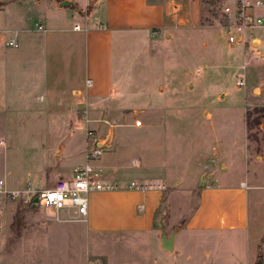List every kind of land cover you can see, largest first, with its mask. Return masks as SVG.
<instances>
[{
	"label": "rangeland",
	"instance_id": "obj_1",
	"mask_svg": "<svg viewBox=\"0 0 264 264\" xmlns=\"http://www.w3.org/2000/svg\"><path fill=\"white\" fill-rule=\"evenodd\" d=\"M227 1L170 0V6H165L170 28H164L163 32L171 30L173 37L167 39L164 34L161 37L152 33V42L148 35L144 39L124 33L123 38L117 39L109 51V63H115L114 88L123 95L115 102L129 107L120 117L85 122L81 115L71 125L67 118L54 126L51 117L44 115L46 111L42 113L45 98L34 96H45L39 85L29 83L24 75L20 83L9 71L0 75V92H5L4 104H7L0 108V177L5 184L12 188L27 184L32 188L46 187L59 174L69 173L73 166L84 162L107 175L112 173L113 166L123 167L128 178L132 173H157V165H162L166 178L180 173L187 182L162 179L169 188L163 192L158 211L164 218V230L170 233L182 226L193 208L199 182L196 173L199 166L209 164V158H213L214 167L220 161L227 164L226 169H217L213 183L218 178L233 181L244 175L245 141L249 158L264 152V111L252 113L260 114L257 126L247 129L243 124L246 108L264 107V67L257 64L264 55L253 58L254 54H264V27L247 30L259 37L256 46L249 41L244 45L227 42L220 28L224 20L221 6ZM25 22L21 25L32 24L33 19L28 17ZM74 24L84 28L83 19L67 11L61 26L70 28ZM11 34V31L0 32V40L3 42ZM243 61L247 64L240 69ZM240 76L244 77L243 85L235 82ZM11 79L16 83L11 84ZM256 79L263 84L260 93L254 95L256 89L251 92L250 88L257 85ZM157 84L164 85V90L157 89ZM12 86L15 91L11 90ZM144 86L149 101L146 105L141 96L130 94L132 88L141 90ZM205 113L209 117L205 118ZM86 129L91 134L86 135ZM96 139L102 143H95ZM94 146H101L100 152L86 157L85 150ZM131 158L138 160L136 166H131ZM209 181L206 179V183ZM261 201L256 227L264 232V194ZM66 213L60 210L55 215L39 204H25L17 197L0 193V264L99 263L100 259L92 258L86 249L83 222L66 219ZM209 232V261L180 259L179 264H264V236L259 244L263 261L260 255L256 260L251 259V254L250 261L244 258L249 245L246 242L254 233L251 221L246 237L238 229ZM187 248L185 242L184 249Z\"/></svg>",
	"mask_w": 264,
	"mask_h": 264
},
{
	"label": "crops",
	"instance_id": "obj_2",
	"mask_svg": "<svg viewBox=\"0 0 264 264\" xmlns=\"http://www.w3.org/2000/svg\"><path fill=\"white\" fill-rule=\"evenodd\" d=\"M60 1L0 0V21H10L9 24L0 22V32H12L3 42L0 40V75L9 71L20 83H23L24 75L28 77L29 83L39 85L45 96H34L38 99L45 98L42 113L46 111L44 115L51 117L49 120L54 126L67 118L68 125H71L73 119H79L81 115L85 122H96L103 117H120L129 107L115 102L123 94H119L121 91L114 88L115 63H109V51L115 46L117 39L123 38L124 33H133L142 38L148 35L151 41L152 33L161 37L164 34L167 39L173 37V31L167 29L163 32L168 26L166 18L169 16L166 15V0L165 4L164 0H70L71 3L67 4H60ZM67 11L83 19V29L74 28V25L70 28L61 26ZM29 13L31 15H27ZM28 17L33 19L32 24L22 26ZM13 21L20 22V25L16 26L17 23ZM148 28L154 31L150 32ZM248 37H251L249 42L252 46L258 45L259 37L250 33ZM8 39H13L16 46L8 45ZM152 42L149 43L150 48ZM263 55L262 53L259 57ZM257 64L258 67H264V57ZM20 69L24 70L19 73ZM86 78L91 79L90 85L85 84ZM14 83L15 80L11 79V84ZM262 84L257 81V85L251 88L249 85L250 91L256 89L253 94H259ZM134 85L139 84L134 82ZM164 87L157 84L159 90H164ZM14 89L12 86L11 90ZM130 94L141 96L144 105L149 102L146 86L141 90L132 88ZM4 96L5 92H0L1 109L7 105L4 104ZM116 109L119 111L113 112ZM206 117L209 115L205 113ZM109 124L112 125V122ZM95 143L102 142L96 139ZM247 147L245 141V171L237 180L223 181L218 178L216 182H211L217 169L227 168V164L222 161L214 167L213 158H209V162L206 160L208 165L206 163L199 166L195 177L199 180L196 187L197 198L182 226L171 230L174 231V236L170 250L161 247L159 234H156L159 229L155 231L156 226L159 227L158 219L157 222L155 219L161 215L158 207L161 205L163 192L169 188L163 184L162 179L185 184L187 182L184 175L178 173L166 178L162 165H157V173H132L133 176L129 178L124 175L123 167L113 166L110 175L103 171L106 179L122 185L134 179L155 181L161 186L144 190L122 187L88 193L86 215L83 220L78 221L83 222L87 238L86 249L90 256L100 259L96 264H179L180 259L207 263L210 256L207 247L211 237L209 230L238 229L246 237L251 221L254 233L251 240L246 242L251 248L247 246L244 258L248 261L251 254V259L256 260V256L260 255L263 261L259 244L264 232L259 231L261 229L256 226L260 218L261 194H264V152L249 158ZM130 162L131 166H136L138 160L131 158ZM70 173L59 174L56 178L68 177ZM206 179L210 181L206 183ZM139 203L142 204L141 207H138ZM185 242L188 243L186 250ZM197 252L200 254L197 255Z\"/></svg>",
	"mask_w": 264,
	"mask_h": 264
},
{
	"label": "built area",
	"instance_id": "obj_3",
	"mask_svg": "<svg viewBox=\"0 0 264 264\" xmlns=\"http://www.w3.org/2000/svg\"><path fill=\"white\" fill-rule=\"evenodd\" d=\"M170 6V0L167 3ZM172 8V7H171ZM221 13L223 22L220 25L225 39L229 43H239L244 45L248 38L247 30L254 27H264V0H229L222 4ZM74 28H79L74 24ZM8 45L16 46L13 39L6 41ZM258 54L253 58L257 59ZM247 62H242L239 67L244 69ZM85 84L90 85L91 79L86 78ZM236 84L243 85L244 77L236 79ZM136 123V122H135ZM86 135L91 134L90 129H86ZM101 146H94L91 150H85V156L90 157L100 152ZM134 163V161H132ZM153 186H161L160 183L146 181L128 180L125 184L110 181L104 177L102 170L95 168L89 162L79 163L72 167L68 177H58L54 182L46 187L32 188L28 184L22 188H9L5 185L4 179L0 178V193L11 197H17L22 203L30 204L34 202L42 207L48 208L55 215L60 210L67 213L66 219L83 220L86 215L88 193L98 190H114L122 187L144 190ZM33 197L35 200L33 201ZM142 204L139 203L138 207Z\"/></svg>",
	"mask_w": 264,
	"mask_h": 264
},
{
	"label": "water",
	"instance_id": "obj_4",
	"mask_svg": "<svg viewBox=\"0 0 264 264\" xmlns=\"http://www.w3.org/2000/svg\"><path fill=\"white\" fill-rule=\"evenodd\" d=\"M71 3L70 0H61L60 4H67ZM33 201L35 200V197L32 198ZM32 205H35L33 202ZM158 225H159V239H160V245L165 250H170L172 247V240L174 236V231H171L169 234L165 233V230L163 228L164 222H163V215H160L158 217Z\"/></svg>",
	"mask_w": 264,
	"mask_h": 264
},
{
	"label": "trees",
	"instance_id": "obj_5",
	"mask_svg": "<svg viewBox=\"0 0 264 264\" xmlns=\"http://www.w3.org/2000/svg\"><path fill=\"white\" fill-rule=\"evenodd\" d=\"M259 110H262L264 111V107L263 106H259V107H252V108H246L243 112V120H244V124H245V127L247 129H250L251 127L253 126H257L259 124V117H260V114H255V115H252V113H256L258 112ZM20 223V220H19V217H16V224L19 225Z\"/></svg>",
	"mask_w": 264,
	"mask_h": 264
}]
</instances>
